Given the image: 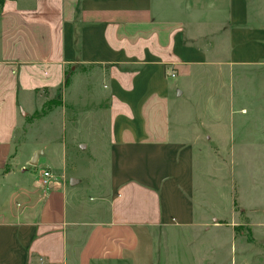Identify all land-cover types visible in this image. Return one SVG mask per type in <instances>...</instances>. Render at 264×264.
Returning a JSON list of instances; mask_svg holds the SVG:
<instances>
[{"label":"crops","instance_id":"obj_1","mask_svg":"<svg viewBox=\"0 0 264 264\" xmlns=\"http://www.w3.org/2000/svg\"><path fill=\"white\" fill-rule=\"evenodd\" d=\"M206 68L232 72L233 87L253 86L249 71L264 75V0H0V264H194L190 247L214 231L205 185L218 199L221 182L233 191L237 151L259 145L236 142L235 123L213 124L206 142L204 124L185 117L182 100ZM58 94L65 106L92 97L84 122L68 125L108 137L85 186L64 139L14 159L20 112ZM39 150L38 165L55 168L48 185L23 165ZM210 208L218 220L216 200ZM240 211L243 222L229 214L247 237L235 264H264V209Z\"/></svg>","mask_w":264,"mask_h":264},{"label":"rangeland","instance_id":"obj_2","mask_svg":"<svg viewBox=\"0 0 264 264\" xmlns=\"http://www.w3.org/2000/svg\"><path fill=\"white\" fill-rule=\"evenodd\" d=\"M238 72V71H237ZM238 78L244 77L242 72H238ZM253 75V86L247 87L240 85L237 87L230 86V78H232V72L221 71L216 68L204 69L199 72L195 77L194 86L191 88L189 99L184 98L182 100V111L185 117L189 118L193 113V118L196 123L201 127L204 124L206 136L212 135L214 127L218 126V123H228L227 128L230 130L233 126L234 138L236 142L241 137L245 136L252 139L253 145L251 151H237L236 167L232 177L233 185L231 190L224 191L230 185L229 183H220L221 197L218 199L214 197V190L209 185H205L204 199L202 200V209L205 210V221L210 223L214 231L208 232L203 230L201 235L203 240L190 247L192 249L193 263L194 264H235L236 258L238 259L243 252V248L247 241V237L241 232L242 229L238 228L237 231L233 230L232 223L233 217H231L230 210L235 209L234 215L238 222H243L241 215V209H248L251 207L264 209V75L260 71H249L247 75ZM79 79H74V89L79 88ZM236 91V92H235ZM60 94V93H59ZM56 95L50 100H44L42 104L41 100H35L32 104L24 107V113L20 112L19 120L20 124L16 133V148L14 159H21L22 161L29 160L33 147L36 146V141L44 142L47 145L52 143H61L63 139L69 145L68 154L75 166V175L82 177V183L86 184V178H92L93 173L90 172L91 168L95 166V159L101 153L105 154L108 137L107 136H93L91 134L74 133L72 127L68 125L69 121H83L82 114L84 113V107H93L94 102L92 97H85L84 95L77 99L76 95H71L66 98L67 105H64L61 95ZM237 94V112L229 117L232 100L236 98ZM25 100L24 95L20 94V102L23 104ZM82 101V102H81ZM75 105L76 109L72 110L69 104ZM192 103V106H191ZM175 109L176 106L173 105ZM30 109V114H29ZM34 109L36 112L33 114ZM241 113L238 110L245 111ZM177 118V108L174 110ZM75 114V116L73 115ZM66 123V127L64 124ZM213 124L214 127H213ZM226 129L225 126L221 128L222 131ZM64 131L65 134H64ZM81 142L83 145H90L87 150H83L77 145L79 151L76 155V150L73 146L75 141ZM93 141V142H92ZM207 142V141H206ZM208 146V145H206ZM245 153L247 158H245ZM205 160L213 159V150L208 147L202 152ZM218 155V151L215 152ZM223 155L226 164L225 166L229 170L230 152H220ZM23 165L31 170V174H39L43 176L44 171L49 170L54 174L55 168L31 166L27 162ZM12 168V167H11ZM47 168V169H46ZM15 169V168H13ZM42 170V171H41ZM55 175V174H54ZM223 178V177H222ZM216 180L217 178H213ZM208 183H212L207 179ZM223 181V180H222ZM223 190V192H222ZM222 192V193H221ZM213 197V198H212ZM217 201L219 204V211L217 213L218 220H213L215 215L210 214L211 203ZM236 202V205H234ZM220 222L219 223H214ZM244 228V227H243ZM244 232V231H243ZM247 236L249 233L246 231ZM214 237L215 245L211 243ZM211 242V243H210Z\"/></svg>","mask_w":264,"mask_h":264},{"label":"built area","instance_id":"obj_3","mask_svg":"<svg viewBox=\"0 0 264 264\" xmlns=\"http://www.w3.org/2000/svg\"><path fill=\"white\" fill-rule=\"evenodd\" d=\"M168 76L170 78H176L178 76V74H177V72L175 70H171L168 73ZM53 178H54V175H53V173L51 171H49V170L44 171V173H43V183L45 185H48Z\"/></svg>","mask_w":264,"mask_h":264},{"label":"water","instance_id":"obj_4","mask_svg":"<svg viewBox=\"0 0 264 264\" xmlns=\"http://www.w3.org/2000/svg\"><path fill=\"white\" fill-rule=\"evenodd\" d=\"M43 153H44L43 150H39V151H37V152L33 155L32 159H31V161H30V165H31V166H34V167L38 166L40 156H42ZM74 183H75V182L73 181L72 184H74Z\"/></svg>","mask_w":264,"mask_h":264},{"label":"trees","instance_id":"obj_5","mask_svg":"<svg viewBox=\"0 0 264 264\" xmlns=\"http://www.w3.org/2000/svg\"><path fill=\"white\" fill-rule=\"evenodd\" d=\"M66 85H67V83H66Z\"/></svg>","mask_w":264,"mask_h":264}]
</instances>
